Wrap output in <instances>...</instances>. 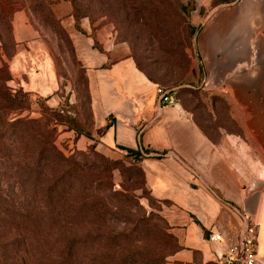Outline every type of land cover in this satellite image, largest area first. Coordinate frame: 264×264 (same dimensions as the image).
I'll use <instances>...</instances> for the list:
<instances>
[{
  "label": "crops",
  "instance_id": "1",
  "mask_svg": "<svg viewBox=\"0 0 264 264\" xmlns=\"http://www.w3.org/2000/svg\"><path fill=\"white\" fill-rule=\"evenodd\" d=\"M59 14L85 70L92 124L99 129L109 122L99 144L108 151L139 149L151 195L166 201L163 213L180 245L168 263L218 264L217 255L239 239L244 211L255 221L257 257L264 264V0L205 10L198 59L182 84L198 89L192 109L178 95L174 104L158 102L159 84L138 68L128 45L114 39L109 23L82 19L78 30L67 10L59 7ZM13 24L20 43L33 40L24 12ZM52 68L47 56L27 59L22 52L10 63L15 83L56 108L62 97L54 95ZM196 113L230 120L210 134ZM82 136L77 146L89 143ZM210 232L223 240L210 241Z\"/></svg>",
  "mask_w": 264,
  "mask_h": 264
},
{
  "label": "rangeland",
  "instance_id": "2",
  "mask_svg": "<svg viewBox=\"0 0 264 264\" xmlns=\"http://www.w3.org/2000/svg\"><path fill=\"white\" fill-rule=\"evenodd\" d=\"M234 1L236 0L228 3L223 0H210L208 3L197 0H0V96L10 94L14 99L12 107L16 105L11 110L1 111L2 115L7 116L8 121L17 117L40 118L43 121L49 118V127L56 129L54 144L57 149L76 161L87 185L92 183L93 187H99L95 195L92 194L93 188L84 191L83 179L78 180L71 189L69 200H60L54 219L47 217L50 224L57 223L66 232L73 230L75 225L92 228L99 223L103 226L102 221L95 220L89 207L94 197L100 198L101 202L108 200L102 197L107 187L134 196V201L120 199L118 202L113 200L107 203L108 206L121 210L123 217L133 222L130 226L127 224L128 227L137 226L142 215H148L150 211L167 221L163 213L166 201L157 200L151 195L141 157L128 154L123 149L108 151L99 144L102 131L92 124L85 70L77 56L71 33L59 14V7L69 12L78 30L81 29L82 19L91 22L103 19L109 23L114 39L128 45L136 64L159 86L176 88V96L184 97L185 105L192 109L198 105V89L182 84L193 60L198 59L197 36L199 27L204 22V12ZM17 12H24L34 28L33 40L20 43L16 39L13 23ZM29 43H33V49L29 48ZM20 45L29 50H21ZM19 52L27 55V59L30 56L39 60L44 55L49 58L53 67L54 95L62 97L57 107H62L69 113L58 112L57 107L48 104L46 97L28 91L13 81L10 63ZM194 119L210 134L214 132L211 129H216L219 124H228L230 120L228 115L205 113L194 114ZM64 132L70 133V136H65ZM81 135L89 143L77 146L76 140ZM4 142L0 146L4 144L7 147L9 142ZM13 152L14 155H19L16 150ZM14 155L11 152L9 154L10 157ZM111 166L112 169L109 170L108 167ZM11 189H18V183L13 184ZM23 189V193L30 195L32 186L27 184L25 187L23 184ZM80 206L87 212L82 210L79 215H75ZM107 223L113 229L126 226L114 219ZM150 224L162 225L156 217ZM163 230L172 233L171 227ZM152 231L159 233H150L149 230L140 232L141 240L135 245L143 247L157 244L160 231L157 226H153ZM10 235L6 225L0 221V258L10 253L9 247L2 246L5 238ZM60 237H64V234L60 233L58 238ZM32 240L30 245H33ZM175 247L176 243L172 240L166 251L170 252ZM169 256L166 258L167 262Z\"/></svg>",
  "mask_w": 264,
  "mask_h": 264
},
{
  "label": "trees",
  "instance_id": "3",
  "mask_svg": "<svg viewBox=\"0 0 264 264\" xmlns=\"http://www.w3.org/2000/svg\"><path fill=\"white\" fill-rule=\"evenodd\" d=\"M231 1L223 0L227 3ZM0 99L3 102L0 103V143L9 142L7 147L4 144L0 146V153H3L0 155V221L11 233L2 245L9 247L10 253L0 258V264H168L166 258L180 245L174 234L162 231L170 229L166 220L150 211L139 219L141 224L128 227L127 224L130 226L133 222L123 217L121 210L107 205L113 200L134 201V196L127 192L107 187L102 197L108 200L101 202L100 198H93L89 210L95 220L103 222L104 228L99 223L92 228L75 225L73 230L66 232L57 223L50 224L47 217L52 219L56 216L60 200H69L71 189L83 179L80 167L55 146L56 129L49 127V118L43 121L40 118L17 117L8 121L1 111L13 109L16 106L12 107L14 99L10 94L1 95ZM53 119L57 121L55 117ZM108 126L109 122L99 129L103 133ZM122 149L128 154L142 156L139 149ZM13 150L19 155H14ZM10 152L13 157L9 156ZM17 183L18 189H11ZM83 183L84 191L93 188L92 194L96 195L99 187ZM23 184L25 187L31 184L30 195L23 193ZM83 209V206L78 207L75 215ZM154 217L162 225L150 224ZM111 219L119 220L126 226L122 229L110 228L107 222ZM153 226L160 231L159 242L151 246L135 245L141 240L140 232L149 230L156 233L152 231ZM60 233L64 237L58 238ZM31 239L33 245H30ZM172 240L176 247L167 252L166 248Z\"/></svg>",
  "mask_w": 264,
  "mask_h": 264
},
{
  "label": "built area",
  "instance_id": "4",
  "mask_svg": "<svg viewBox=\"0 0 264 264\" xmlns=\"http://www.w3.org/2000/svg\"><path fill=\"white\" fill-rule=\"evenodd\" d=\"M176 88H156L157 99L159 103L174 104L176 101ZM58 112L69 111L62 107H57ZM257 227L251 215L246 212L241 213V224L239 228V239L235 244L228 245L216 257L218 264H263L257 257ZM208 239L210 241H222V234L219 232H210Z\"/></svg>",
  "mask_w": 264,
  "mask_h": 264
}]
</instances>
